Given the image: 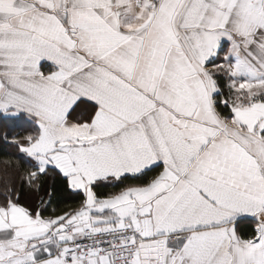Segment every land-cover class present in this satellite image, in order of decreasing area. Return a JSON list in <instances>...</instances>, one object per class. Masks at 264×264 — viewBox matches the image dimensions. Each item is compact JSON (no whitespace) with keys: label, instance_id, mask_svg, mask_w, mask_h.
<instances>
[{"label":"snow or ice","instance_id":"1","mask_svg":"<svg viewBox=\"0 0 264 264\" xmlns=\"http://www.w3.org/2000/svg\"><path fill=\"white\" fill-rule=\"evenodd\" d=\"M25 125L0 264H264V0H0V128Z\"/></svg>","mask_w":264,"mask_h":264},{"label":"trees","instance_id":"2","mask_svg":"<svg viewBox=\"0 0 264 264\" xmlns=\"http://www.w3.org/2000/svg\"><path fill=\"white\" fill-rule=\"evenodd\" d=\"M26 130H28V126H22V127H14V128H0V134H2L3 131H9L10 135H18L23 134ZM15 149L8 147L5 145L2 141H0V158L4 157L8 153L14 152ZM2 167V165H0ZM50 183H55L56 191L52 197V204L49 208V212H51V208H63L68 204L74 203V198L71 197L67 192L63 190V187L59 184V182L50 181ZM110 189H103L102 191H109ZM23 202L31 204L33 202L32 198L25 193L23 197ZM49 213H45L47 215Z\"/></svg>","mask_w":264,"mask_h":264}]
</instances>
